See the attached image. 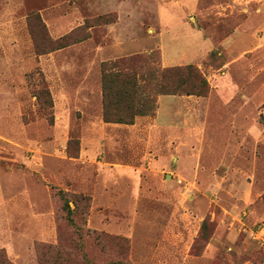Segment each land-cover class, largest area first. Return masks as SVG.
<instances>
[{
    "label": "rangeland",
    "instance_id": "374dc122",
    "mask_svg": "<svg viewBox=\"0 0 264 264\" xmlns=\"http://www.w3.org/2000/svg\"><path fill=\"white\" fill-rule=\"evenodd\" d=\"M191 1L184 25L175 0H0V264H264V0ZM121 13L128 41L205 50L103 56ZM151 51L179 91L106 122L103 64Z\"/></svg>",
    "mask_w": 264,
    "mask_h": 264
},
{
    "label": "trees",
    "instance_id": "16d2710c",
    "mask_svg": "<svg viewBox=\"0 0 264 264\" xmlns=\"http://www.w3.org/2000/svg\"><path fill=\"white\" fill-rule=\"evenodd\" d=\"M156 53L121 57L102 66L103 118L106 122L134 123L137 116L153 115L158 96L175 94L171 77L184 79L185 68L161 67ZM190 94V91L180 89Z\"/></svg>",
    "mask_w": 264,
    "mask_h": 264
},
{
    "label": "crops",
    "instance_id": "0c3cea01",
    "mask_svg": "<svg viewBox=\"0 0 264 264\" xmlns=\"http://www.w3.org/2000/svg\"><path fill=\"white\" fill-rule=\"evenodd\" d=\"M177 2V4H179L181 6V8L183 9V13L182 15H180L179 18L183 19V24L185 25V17L187 16V14L189 12H191L194 7H192V1L191 0H175ZM114 5H106V7H113ZM121 8H124L126 5H119ZM171 12H174L173 9H171ZM163 7L159 6L158 7V16H159V22H163ZM121 24H122V13L119 14V20L116 21L115 23H111L108 25L109 30L114 33L116 35V40L115 43L113 45H108V46H104V47H100L98 52L101 53V55L105 56H112V57H116L118 55H122L124 53H128V52H133V51H139V48L141 49H153L152 47L154 45H156L157 47H159L158 44V38H159V34L161 33V31L159 32L158 35L155 36H151L150 39H147L145 41H139L138 38H136L135 40L132 41H128L125 34H122L121 31ZM187 25V24H186ZM189 26V25H188ZM185 30H192V34L190 35L189 39H190V43L191 46H194V42L195 40L198 38H201L203 35V32L201 33H197L196 29H194L192 26L189 27H185ZM197 31H201L199 29H197ZM201 34V35H200ZM140 43V44H139ZM133 45H144V47H137V48H132L130 51H126V48H130ZM160 48V47H159ZM161 49V48H160ZM205 50V49H204ZM204 50H198L196 48H187V49H183L182 51H179V53H171V54H166V52L161 49L162 52V60H163V64L165 66H173V65H177V64H181V63H185L188 60H193L194 58H197L199 56H202V53ZM108 51L110 52H115L114 54H110ZM233 84V83H232ZM231 84V85H232ZM224 85V82H223ZM223 91L225 92H232L233 89L230 86V84L228 82L225 83V85L223 86ZM168 96V95H167ZM170 99L168 97H164L163 99H161V105L162 107H165L169 104ZM227 150V148H226Z\"/></svg>",
    "mask_w": 264,
    "mask_h": 264
}]
</instances>
